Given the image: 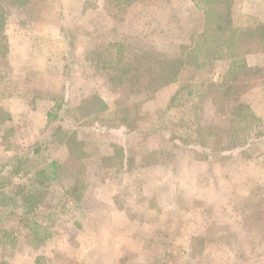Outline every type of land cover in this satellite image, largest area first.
<instances>
[{"label": "rangeland", "instance_id": "rangeland-1", "mask_svg": "<svg viewBox=\"0 0 264 264\" xmlns=\"http://www.w3.org/2000/svg\"><path fill=\"white\" fill-rule=\"evenodd\" d=\"M25 1L0 7L7 18L0 37L1 105L20 93L30 107H52L38 131L26 115L0 126V163L48 138L55 126L49 114L58 105L73 115L68 121L78 127L89 158L78 162L54 141L51 155L62 165L57 180L34 183L36 170L48 164L36 161L0 186V233L16 231L18 242L15 249L0 245V264H264V83L238 97L261 123L238 130L232 150L212 151L199 145L202 130L226 120L205 87L220 80L229 61L185 66L177 83L140 95L95 61L99 47L113 42L149 55H181L202 29L204 7L191 0L119 8L108 0ZM233 1L236 27L264 23V0ZM247 62L264 67V54H250ZM11 64L22 70V82ZM93 94L107 110L84 118L74 107ZM124 107L135 118L129 133L115 122ZM117 149L131 159L129 171L104 164ZM80 164L88 189L77 200L65 191ZM34 192L39 203L29 217L42 226V238L50 236L37 244L27 237L30 221L21 220L23 197ZM196 237L206 239L203 245Z\"/></svg>", "mask_w": 264, "mask_h": 264}, {"label": "trees", "instance_id": "trees-1", "mask_svg": "<svg viewBox=\"0 0 264 264\" xmlns=\"http://www.w3.org/2000/svg\"><path fill=\"white\" fill-rule=\"evenodd\" d=\"M147 0H108L114 7L132 6ZM200 5L204 10V22L201 31L195 34L191 44L187 45L181 55L164 56L163 54L149 55L138 50L133 45L124 42L103 44L94 53L98 68L110 73L119 84L126 86L131 93L140 95L159 86H170L178 82L180 73L185 66L198 68L207 64V61L227 60L228 69L221 75L218 82L206 85V97L212 106L226 120L225 125L209 126L204 131L206 136L200 139V146L216 151L232 150L237 147L238 130L249 128L261 123V118L253 108L239 100L242 91L264 83V67L252 66L247 62L250 54H264V23L257 22L244 27H236L233 20V0H191ZM10 3L12 6H22L25 0H0V7ZM20 8V7H19ZM6 14L0 13V37L4 35ZM1 41V40H0ZM210 55L211 60L207 58ZM65 109V110H64ZM70 109V108H69ZM82 117L99 116L107 110V104L97 95L83 99L74 107ZM67 107L58 105L57 112L49 114V121L54 123L52 132L44 141L34 143L22 156L16 155L0 163V186L7 184L10 175H19L27 172L28 167L36 161H48L46 166L38 168L34 174L33 182L39 186L48 181H55L60 177L62 165L51 155V143L59 142L67 148L69 156L82 162L89 158V154L80 144L78 127L68 121L73 118L69 115ZM137 113L139 110L137 109ZM115 122L118 128L134 131L135 118L127 108L115 111ZM11 115L1 105L0 94V126L11 120ZM13 128L5 132V137L12 134ZM207 132V134H206ZM8 134V135H7ZM4 137V140H5ZM7 138V137H6ZM215 144H212V141ZM5 142V141H4ZM227 143V146H221ZM108 168H116L118 172L129 171L131 159L126 158L123 149H117L113 155L102 159ZM107 161V162H106ZM72 179V184L67 187L66 194L79 200L88 189L87 175L84 164H80ZM39 193V191H37ZM37 192L26 194L23 197L24 214L22 221H30L26 227L31 232L27 237L34 236L37 243H43L50 237L47 233L43 238L42 226L31 220L37 207ZM33 201V202H32ZM210 229L209 235L212 233ZM3 234V235H2ZM17 234L13 230H3L0 233V245L4 248L17 247ZM205 238L196 237L195 242L203 245Z\"/></svg>", "mask_w": 264, "mask_h": 264}, {"label": "crops", "instance_id": "crops-1", "mask_svg": "<svg viewBox=\"0 0 264 264\" xmlns=\"http://www.w3.org/2000/svg\"><path fill=\"white\" fill-rule=\"evenodd\" d=\"M17 18L20 19V16H17ZM29 49H30V47H29ZM11 68H13L15 73H17V75L14 78L21 76V74L17 72L18 70L20 72H22V70L20 68L17 70V68L12 64H11ZM18 80L21 81V79H18ZM15 82H16V80L13 79V83H15ZM24 99H26V98L23 97V95H21L20 93L13 94L10 97H7L3 106L5 105L6 109L9 111V114L11 115V117H13L14 120H16V118H18V117L21 118L22 116L26 115L28 118V121L31 122L33 130L38 131L43 127L44 124H46L47 114L49 113V111L52 107V104L47 103L48 109L44 110L43 104L37 103L34 105L35 108L30 107L27 99H26V101H24ZM54 99H55V97H53L52 100H54Z\"/></svg>", "mask_w": 264, "mask_h": 264}]
</instances>
